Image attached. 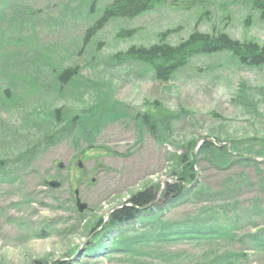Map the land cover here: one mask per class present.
I'll return each instance as SVG.
<instances>
[{"label": "rangeland", "instance_id": "374dc122", "mask_svg": "<svg viewBox=\"0 0 264 264\" xmlns=\"http://www.w3.org/2000/svg\"><path fill=\"white\" fill-rule=\"evenodd\" d=\"M84 1L88 2L4 0L9 5L0 11V160L7 170H13L8 178H0V264H52L61 260H76L78 264H143L139 254H108L105 250H109L111 240L107 238L104 251L80 257L98 232L97 228L89 233L91 218L106 217L108 209L119 206L137 191L154 187L155 182L171 183L172 153L176 151L181 156L186 139L207 136L213 130L218 136L237 138L240 146L251 137L247 141L257 150L259 139L264 137L263 63L237 67L224 53L195 57L173 78L159 81L145 69V64L127 54L131 47L159 42L167 30L171 31L164 42L171 45L179 44L193 32L209 33L214 29L240 41L264 45V19H257L251 11L253 16L246 22L250 10L245 0H177L174 6H157L132 19L116 18L97 33L89 29V20L98 13L88 10L84 16L75 8ZM31 11L36 12L29 17ZM27 19L36 23L30 29L40 27L48 33L32 32L22 24ZM120 29L134 31L119 35ZM113 36L118 39L113 40ZM46 49L49 52L45 53ZM56 64H73L75 77L70 82L57 81ZM240 85L246 86L248 99L238 95ZM9 87L13 90L5 94H14V103L5 102L4 91ZM112 98L139 110L134 113H139L148 101L182 112L172 119L169 138L160 141L146 132L135 143V119L123 117L102 125L99 111ZM89 145L94 149H89L85 160L76 156L77 147ZM96 146L98 150L109 147L118 154L104 156ZM212 154L210 151L211 157ZM78 158L84 162L81 169L76 167ZM59 162L63 164L61 169ZM261 166L264 177V164ZM198 167L201 179L210 188H216L226 174L206 165ZM236 171L240 170L235 168ZM245 172L251 186L264 181L252 166ZM77 177L80 179L75 180ZM42 179H57L61 184L51 189L42 184ZM74 188L89 205L81 216L70 209ZM250 196L248 193L242 200L246 208L251 205ZM194 197L177 208L174 203L161 219H197L194 214L213 204L207 196ZM242 215H237L234 231L243 241L213 240L211 245L198 249L194 245L195 253L189 254V259L164 264H264V249L251 245L249 237L259 229L264 236V217L257 215L254 221H247ZM45 220L57 223L56 230L50 232L47 228L41 235L32 236L37 228L45 226ZM185 247V242L174 241L166 250L176 255L175 251ZM244 247L246 257L239 260L225 253H239ZM209 249L213 254L205 255ZM160 257L155 255L154 259L161 260ZM156 262L149 260L146 264Z\"/></svg>", "mask_w": 264, "mask_h": 264}, {"label": "trees", "instance_id": "16d2710c", "mask_svg": "<svg viewBox=\"0 0 264 264\" xmlns=\"http://www.w3.org/2000/svg\"><path fill=\"white\" fill-rule=\"evenodd\" d=\"M165 0H113L110 4H108L104 9L102 14L98 17V24L104 23L106 20L114 17H133L138 16L146 11H150L154 8V4H159ZM253 7L255 9H259L261 12V16H264V0H252ZM90 13H95L94 9H89ZM214 33V32H213ZM211 33H201V32H193L185 41H181L179 44L172 46L164 42L163 38L161 42L151 45L150 47H131L127 50V54L134 56V58L140 61L149 62L151 60H159L160 64L153 65V68L157 69V77L156 79L159 81H165L170 78L171 75L176 71V68L180 67V64L185 62V54L186 52L194 51V53H212L217 50L226 49L230 51L233 57H239L240 60L248 64H259L263 63L264 65V45H259L255 41H242L239 42L237 40L229 38L226 34L223 33H215V35ZM164 36V34H163ZM173 63V64H172ZM73 68H62L61 71L57 70V76L59 81H66L72 76H74ZM59 74V75H58ZM246 86L240 85V97L244 99H248L247 94L245 92ZM159 103L154 104V106L150 110H146L144 113L140 114H129L127 111L123 110L119 106L118 108V116H130L132 120L135 119V127L138 133L139 141L143 135V130H148L152 136H155L157 140L162 139L165 140L168 136L170 123H172L173 118H177L181 110H177L176 112H172L170 110H166L163 107H158ZM112 106L109 105L107 107L106 113L112 114L111 111ZM89 138L87 140H91ZM184 145V144H183ZM88 151V150H87ZM102 152V151H101ZM185 157L182 161L178 155L173 152V163L175 162L180 164L181 169L179 167H175V175L179 178L186 179L187 175L192 177V160L189 154L186 152ZM187 163L185 164V162ZM7 165L0 160V178L3 179L8 178L9 175H12L13 170H7ZM174 166L172 167V169ZM5 169L8 171L5 172ZM15 169V168H14ZM150 189L145 191H140L133 196H131V201H133L137 205H141L146 203L152 194L149 192ZM75 211L74 206H72ZM131 208L123 207L120 210H117L113 213L112 217L114 219L127 217L125 219H129L131 215H133ZM236 215V214H233ZM247 215V214H246ZM130 216V217H129ZM148 221V220H147ZM187 233V232H186ZM52 264H60V262H53Z\"/></svg>", "mask_w": 264, "mask_h": 264}, {"label": "water", "instance_id": "95a60500", "mask_svg": "<svg viewBox=\"0 0 264 264\" xmlns=\"http://www.w3.org/2000/svg\"><path fill=\"white\" fill-rule=\"evenodd\" d=\"M47 184L50 185L51 187H58L59 186V183H57L55 181L47 182ZM75 205H76V208L78 209L79 212H82L86 208V203L80 201V198L77 195V191H75ZM113 209H116V207L111 208L108 211V213L110 211H112Z\"/></svg>", "mask_w": 264, "mask_h": 264}, {"label": "bare ground", "instance_id": "6f19581e", "mask_svg": "<svg viewBox=\"0 0 264 264\" xmlns=\"http://www.w3.org/2000/svg\"><path fill=\"white\" fill-rule=\"evenodd\" d=\"M152 10V9H151ZM147 12V11H146ZM145 13V12H144ZM143 14V13H142ZM141 15V14H140ZM139 16V15H138ZM99 17V16H98Z\"/></svg>", "mask_w": 264, "mask_h": 264}]
</instances>
